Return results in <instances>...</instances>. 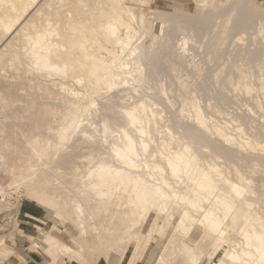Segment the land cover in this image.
Here are the masks:
<instances>
[{"label": "bare ground", "instance_id": "6f19581e", "mask_svg": "<svg viewBox=\"0 0 264 264\" xmlns=\"http://www.w3.org/2000/svg\"><path fill=\"white\" fill-rule=\"evenodd\" d=\"M137 1L0 0V28L16 33L24 44L14 58L28 60L31 73L55 76L53 80L70 77L76 84L66 83L65 89L58 81L57 97L64 106L54 111L57 128L30 135V167L18 171L11 164L9 177L26 179L30 171L37 176L51 170L69 178L80 199L73 208L75 219L56 211L52 201L40 203L54 209L60 219L55 227L69 220L79 230L82 249L87 246L84 234L95 222L108 237L148 232L158 245L150 264H264V185L254 184V176L264 172V140L242 135L247 124L264 121V46L249 47L245 57L233 60L236 53L229 52V63H217L231 37L239 35L235 47L244 44L240 28L247 35L253 29L264 36V14L250 23L244 16L250 0L223 7L218 0H170L159 21L146 14L140 24ZM195 1L203 10L196 11ZM173 26L176 41L170 37ZM196 48L203 49L208 69L193 59ZM127 66L139 70L143 87L152 91L148 95L132 85L130 107L103 98ZM86 79L88 92L77 88ZM25 84L19 81L21 90ZM6 98L2 96L4 103ZM239 100L238 118L231 117L227 107ZM10 118L6 113L3 121ZM235 119L244 122L235 125L238 130L231 127ZM263 125L258 132L262 135ZM4 150L0 163L6 162L7 153L16 154L9 142ZM5 187L0 181L3 197ZM56 235L48 229L38 241L48 243L52 252ZM163 236L178 246L175 262L168 247L163 250L158 244ZM65 246L79 262L85 261L82 250Z\"/></svg>", "mask_w": 264, "mask_h": 264}, {"label": "rangeland", "instance_id": "374dc122", "mask_svg": "<svg viewBox=\"0 0 264 264\" xmlns=\"http://www.w3.org/2000/svg\"><path fill=\"white\" fill-rule=\"evenodd\" d=\"M43 1L44 0H41V3ZM144 1L138 0L136 2V14L140 11L137 14L140 24V18L146 14L151 18L159 21L158 16L168 10L167 6L170 3V0ZM236 1L237 0H218L221 7H223V4L235 3ZM250 2V5L246 7V13L244 16H248L249 22L252 23L258 21V19L264 14V0H250ZM194 5L197 12L203 10V8L205 7L202 3L196 1ZM179 12L181 13V11ZM243 19L244 17L241 15L238 18L239 22H241ZM136 29H138V27ZM171 29L172 30L170 32V37L173 38L174 41H176L178 33L174 26ZM0 30L3 29L0 28ZM251 31L253 32L251 33ZM249 32L250 35H247L245 34V32H243V29L240 28L239 31L237 30V33L242 34V36H244V38L246 39L244 40V44L241 42L242 44L239 43L240 46L238 44V48L235 47L233 42L234 40L235 42L238 41L237 37L239 35L231 37L227 44L224 45L225 49L222 52L223 56L221 55L218 58L220 62L218 61L217 63L226 64V62H230V59L228 57L229 52L236 53L234 54V56L230 57L231 60H233L235 56L245 57L247 54V49L249 47L250 49H254L259 45L262 46V44L264 46V36H259V34L255 33L253 29H250ZM14 34H10V36L9 34H6L4 30L0 31V49H2V52L0 50V63H4V65L2 64V67H0V95L7 97V102L4 103L2 96H0V151H2L3 149V152H5L4 145L6 142H9L12 145V148L16 151V154L14 152L7 153V157L5 159L6 162L0 163V181H3L4 185L6 186L4 197L2 196V194H0V264H129L132 259L139 258L138 255H140L141 253L142 256L139 258V260L137 259L135 264H150L149 259L151 258L154 249L158 245L156 243V240L149 239L150 237L148 236V232H143L146 234H141L140 237L138 233L136 234V232L132 233L131 237L128 235H124L121 232H119L115 236L108 237L101 233L99 226L94 222L95 219H91L94 222V228L88 229V234H84V236L86 235L85 239L87 240V246L84 247L86 249L85 250L84 248L82 249L80 243L78 242L77 235H79V230L76 229L69 220L65 222L66 225H64V223L63 225H60V227H55V224L60 221V219L56 220L55 218V208L56 211L60 210V213L64 217H68V219H75L73 208L78 203V201H80V199L76 194V191L74 190L69 178L63 179V176L55 171L52 172L51 170L47 172L40 171L37 176H35V174L30 171L29 177L26 178L27 181L26 179H20V177L16 176L12 178L9 177L10 174L7 167L11 164L16 165V170L18 171H27L25 167H30L29 165L31 162L29 160V147L27 146V141L30 138V135L35 132L44 133L48 131V126L57 128L59 118L56 116V114H54V111L56 112L58 109H61L64 106L63 102L57 97L59 94L58 92L61 89V84H58V81H61L60 83L65 84V89L69 88L66 86L68 83L75 84V80L70 77L68 79H65V81L61 80L58 77L53 80L55 76H52L53 78H48L47 76V78L45 76L42 77L35 70H33V73H31V70L33 68L28 60H21V62L18 59L14 58L16 56L14 54H22V49L24 47L22 39L17 34ZM162 34L166 37H169L167 33L162 32ZM254 38L256 39L252 40ZM203 40L205 39H202L201 41ZM198 44L200 43H197V45ZM196 47L198 48V46ZM197 48L195 49L193 59L197 61L198 65L202 67L203 70H206V68L208 69L209 67L206 60L207 58H205V54L202 53L203 49ZM12 60L14 62H12ZM132 68V66L123 68V70L126 69L128 72L125 70L126 72L120 73V76L122 77H120V82L116 83L117 86L114 87V89L103 95L104 99L118 101L120 104L130 107V105L134 103V99L130 100V98L132 97V93H134L137 87H139L140 89L142 88L141 90H144L148 95H151L152 91L148 90L146 86L143 87L142 85V73L139 70ZM1 70L4 71L2 72ZM191 76L192 75H190L189 79L192 78ZM254 77L252 76L253 82L255 80ZM183 78H185V75ZM255 78L257 80V77ZM21 80L26 83L23 90H21L19 85V81ZM51 80L54 82L52 83ZM17 81L18 83H15ZM82 81L84 83L82 86L83 89L80 86L77 88L88 92L89 90L87 89H89V80L86 79ZM54 83H57L59 87ZM52 84L56 87L52 86ZM132 85L134 87L136 86L135 89ZM212 86L215 87L214 84H212ZM144 91L140 92V94L148 96ZM198 95L200 98L202 96V93L198 91ZM200 99L201 101H204L205 98ZM201 103L203 104V102ZM240 103L241 102L239 100L237 106L236 104H233L232 106L230 105L227 107L228 112H230L231 110V117L238 118L241 110ZM6 113H10L11 118L8 121H3V116H5ZM223 120L224 119L222 118L218 120L216 119V121H218L219 123ZM238 120L234 121V124L231 125L233 129L238 130V127L236 128L235 125H239L242 123V120H240L241 122ZM261 122L262 121H258V124L254 122L252 123V125L251 123L247 124L245 128L246 130H243L242 135L250 139L264 140V134L262 135L258 133L260 132L259 126L261 127V124L264 121L262 123ZM233 129L230 130L232 131ZM3 133L5 136L3 135ZM261 135L263 138L261 137ZM82 160L83 159H80V161ZM13 180H16L17 182H14ZM32 180H34V182H32ZM47 180H49V182ZM254 184L258 187L264 185V172L258 173L256 176H254ZM258 187L256 189V194L260 196L261 191ZM41 200L52 201L51 205L54 207L52 212L50 210V206L46 208L45 206L41 205ZM87 216L89 215L87 214ZM48 229L50 231L51 229L52 231L54 230L55 233H57L56 237L58 238H56L58 241L54 240V242L52 243V245L54 246V251L52 252L47 250L49 248L48 243L44 241H38L41 232ZM156 231L155 233H157ZM165 234L167 233L164 231L163 235ZM63 238L67 242L63 240ZM167 238L168 237L163 236L158 244L163 250L168 247L169 250L167 251V254H169L172 262L173 258L175 262V260L179 258L178 246L173 245L171 239L168 240ZM148 240L152 241L148 242ZM63 243L72 245L77 250H82L81 253L83 252L82 254L84 255L85 261H83L82 263L79 262L77 260L78 255L73 251L70 252L67 248H65V245L67 244L64 245ZM64 251H66L67 253H65ZM222 256L223 254L219 252L217 257L220 260ZM107 257H109L110 260H108ZM152 264H158V261H153Z\"/></svg>", "mask_w": 264, "mask_h": 264}]
</instances>
